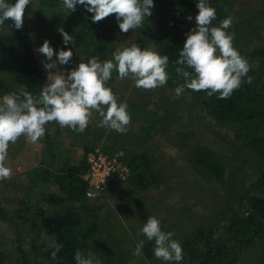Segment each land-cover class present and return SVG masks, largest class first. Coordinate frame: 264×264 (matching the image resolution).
<instances>
[{
	"label": "rangeland",
	"instance_id": "1",
	"mask_svg": "<svg viewBox=\"0 0 264 264\" xmlns=\"http://www.w3.org/2000/svg\"><path fill=\"white\" fill-rule=\"evenodd\" d=\"M42 1L31 0L28 6V31L32 52L45 84L48 74L41 63L45 57L36 49L42 46L45 39L54 48L58 40L54 30L58 17L71 12L62 2L45 6ZM153 2L155 7L151 10L152 15L145 20L143 27L126 33V47L142 37L140 47L152 48L157 52L163 29L161 11L169 2ZM218 3L226 7L234 18L227 31L235 34L234 47L240 54L247 59L253 50L264 53V0H219ZM197 14L198 11L191 21L175 18L172 22L175 31L170 38L186 36L196 26ZM168 16L176 14L172 11ZM217 18L216 10V19L212 26L214 23L216 25ZM5 46H10L11 49L5 56L0 54V96L19 89L13 78L20 70L17 40L8 27L0 26V50ZM73 53L71 64L60 66L62 70L74 68L79 62L89 59L76 50ZM248 62L251 69L264 74V55L256 56ZM117 77L118 73L114 71L111 81L108 82V85L116 84L114 89L117 92L121 90L118 87L119 81L134 82L131 78L119 80ZM180 103L181 124L189 109L194 113L188 117L193 118L194 122L190 129L189 125L184 126L188 129L177 138L166 137L164 142L159 140L152 151L148 152L150 162L159 171L158 185H150L146 189L137 188L129 183L128 178L126 182L108 188L101 200L82 197L78 203L66 201L53 210V217L48 220L51 207L42 197L56 183V173H61L66 165L79 163L84 159V154L78 155V158L73 156L64 163L52 161L55 159L53 150L58 151L63 147L61 141H66L67 138L59 135V132L52 133L47 128L48 124L45 136L34 143L33 148L36 150L32 153L33 157L24 155L19 159L18 150H15L18 144H10L8 164L13 169V175L11 179L0 181V207L7 214L6 220L0 219V264H50L49 252L54 249L50 245L55 240L48 234L47 225H56L66 209H74L81 204L94 209L98 215V232L89 240L85 254L93 253L101 264H108L104 252L111 247L117 252V259L113 264H166L154 257V241L147 240L141 232L149 216H155L161 221L162 231L175 233L174 239L179 240L184 254L180 264H198L200 254L205 251L206 241L232 244V231L237 227L233 223L250 212L251 194L254 192L252 188L260 172L264 170L262 155L247 141L234 142L233 129L212 127L213 118L207 116L198 105L193 91H185ZM126 140V136L110 132L105 146L91 149L99 148L110 156L120 153L123 158L129 157L132 156L134 150L131 149L135 145ZM182 142L185 144L183 147L179 145ZM141 143L138 142L136 148ZM48 149L52 150L49 155ZM91 149H86V152ZM195 149H205L217 160L221 169L219 179L207 174L198 164ZM17 163L20 164L19 167H15ZM53 163L56 165H52ZM59 193L58 195L61 194ZM255 195L264 198V190L257 191ZM112 211L119 216L125 227L119 240L106 237L103 232V218ZM199 232L206 234L205 239L195 246L184 247V243ZM141 240L144 245L141 255L137 256L134 253ZM236 264H264V234L244 249Z\"/></svg>",
	"mask_w": 264,
	"mask_h": 264
},
{
	"label": "clouds",
	"instance_id": "2",
	"mask_svg": "<svg viewBox=\"0 0 264 264\" xmlns=\"http://www.w3.org/2000/svg\"><path fill=\"white\" fill-rule=\"evenodd\" d=\"M30 3L31 0H15L14 3L0 0V26L10 20L16 30H21ZM62 3L70 12L82 5L92 14V23L114 14L122 33L142 28L155 7L153 0H62ZM196 8V26L186 33L176 61L175 71L183 77L184 83L174 89L175 96L179 98L185 89H189L207 91L208 96L219 93V99L230 98L250 71L248 60L234 47L235 34L227 31L234 18L229 15L219 26H212L216 9L208 0H198ZM186 19L191 21L193 17L189 15ZM57 31L65 46L72 43V36L63 27H58ZM36 51L45 57L41 63L48 74L39 95L21 85L17 91L0 96V181L11 179L13 175L8 164L10 144H15L21 137L26 142L37 143L45 136L46 125L50 122L55 121L61 128L83 134L94 114H98L102 118L98 127L125 134L131 115L127 103L118 102V96L108 86L114 71L119 80L131 78L137 88L145 90L163 87L169 80L166 70L169 57L152 48L142 49L137 44L118 47L112 53V59L100 62L99 57H93L63 70L60 66L71 64L74 54L71 48L54 51L50 41L45 39ZM247 82H251V77H247ZM141 232L147 240L154 241L153 254L157 260L180 264L184 259L182 245L174 239L175 233L162 231L161 221L155 216L147 218ZM143 245L144 241H139L135 255H141ZM50 247L55 249L51 254L55 259L62 245L53 241ZM74 260L76 264H101L93 253L84 254L79 249Z\"/></svg>",
	"mask_w": 264,
	"mask_h": 264
},
{
	"label": "trees",
	"instance_id": "3",
	"mask_svg": "<svg viewBox=\"0 0 264 264\" xmlns=\"http://www.w3.org/2000/svg\"><path fill=\"white\" fill-rule=\"evenodd\" d=\"M166 1L169 2V5L161 11L163 17L161 26L163 29L161 30L162 38L157 52L162 56L167 55L169 57V64L166 69L169 73V80L165 86L175 89L184 83L183 77L176 73L175 68L178 66L176 61L179 59V52L183 49L186 36L170 38L175 31L172 22L175 18L185 19L189 15L194 16L198 11L196 8L198 0ZM9 2L14 3L15 0H9ZM42 2L45 6H51L62 2V0H43ZM218 2L219 0H208L209 5L214 6L217 10L218 18L216 25L214 23L213 26H219L220 22L230 15L226 7ZM172 11L175 12L176 16H168ZM91 15L85 11L82 5H78L75 12L60 15L54 26L58 39L54 45V51H59L61 48L67 51L71 48L85 58L99 57L100 62H103L112 59V53L118 47H126V33L120 31L114 14L97 23H92ZM3 26L8 27L13 32L19 46L20 70L14 76L13 82L18 87L25 85L28 91L38 96L44 84L40 67L32 52V41L28 31V7L25 10L24 25L21 30H16L10 20L5 21ZM58 27H63L72 36L71 44L67 46L63 44V37L57 31ZM142 41L143 38L138 37L134 44L140 46ZM10 49V46H5L0 50V54L5 56ZM259 55H264V53L253 50L247 60L250 61ZM186 70L193 71L189 68H186ZM247 77H251L250 83L247 82ZM247 77L243 78L241 87L235 90L227 99H219V93L208 96L207 91L193 92L204 113L213 118L212 127H221L226 130L233 129V141H247L262 155L261 161L264 162V74L250 68ZM151 90L138 88L139 94L143 95ZM185 91L192 90L185 89ZM183 94L180 97H183ZM179 145L183 147L185 144L182 142ZM195 151H197L198 164L203 170L210 176L219 179L221 169L212 154L205 149H195ZM86 154L79 163L66 165L62 172L56 175L55 182L60 193L64 195L63 197H57L49 193L42 197L43 201L51 207L47 220L51 216L53 217V210L66 201L78 203L82 197L84 198L86 186L82 180V175L86 171ZM124 161L129 169V183L131 185L146 189L150 185L159 184V171L150 162L147 151L124 157ZM261 190H264V170L260 172L252 188L254 192L251 194L250 212L233 223L237 226L232 231V235H234L233 243L223 245L206 241L205 251L200 254L198 264H211L213 260H216L213 264H236L244 249L254 239L264 234V198L255 195L257 191ZM248 197H250V194ZM0 219H7L6 211L2 207H0ZM103 223V232L106 237L114 240L121 238L125 227L114 211L105 214ZM98 226V215L89 206L81 204L74 209H66L56 225L51 227L47 225L49 227L48 234L54 238L55 242L62 245L55 259L51 255L55 249L49 252L50 264H76L74 260L76 251L79 249L82 253H86L87 244L97 234ZM205 237L204 232H199L190 241H186L184 247L195 246L203 241ZM104 253L108 264H113L116 261L117 252L113 247Z\"/></svg>",
	"mask_w": 264,
	"mask_h": 264
},
{
	"label": "crops",
	"instance_id": "4",
	"mask_svg": "<svg viewBox=\"0 0 264 264\" xmlns=\"http://www.w3.org/2000/svg\"><path fill=\"white\" fill-rule=\"evenodd\" d=\"M114 84L115 83H112L109 87H111L113 92L118 96V102L127 103L128 111L131 115V122L127 126L128 130L125 134L121 135L126 136V141L135 145L132 146L131 149L134 151L132 153L130 152L132 155L141 151L150 152L154 144L159 140L164 142L166 137L173 139V137L176 136L177 138L181 132H186L185 130L188 129L184 128V126L189 125V129L191 128V124L194 122L193 118L188 117L194 113L191 109L187 110V116L183 118L182 124L179 117V113H181L180 102L185 93L183 97L176 98L174 89L164 86L162 88L157 87L152 89L149 93L143 95L139 94L135 82L130 80L119 81L118 87L121 88V90L117 92L114 89L116 84ZM101 119L102 118L98 114H94V118L90 121L83 134L73 131L70 128H61L55 121L50 122L47 128H49L52 133L56 134V132H59V135L61 134V136L67 138L66 141H61L63 147L58 151L53 150L55 159L52 161L64 163L73 156L78 158L80 154L85 155L87 153L86 149L88 148L105 146L109 133L117 132L107 127H98L97 125ZM131 138H133V141ZM140 141L142 142L141 146L136 148L137 143ZM16 143L18 145L15 147V150H18L17 155L19 159L24 155L28 158L33 157L32 153L36 150L33 148L35 147L33 143L26 142L24 137H21ZM50 152H52V150L48 149L47 155L51 154ZM19 165L20 164L17 163L15 167H19ZM52 165L56 164L53 163ZM56 175L58 174L56 173ZM54 185L48 193L57 197H63L61 196L62 194L58 192L59 189L57 184L55 183ZM58 193L60 195H58Z\"/></svg>",
	"mask_w": 264,
	"mask_h": 264
},
{
	"label": "built area",
	"instance_id": "5",
	"mask_svg": "<svg viewBox=\"0 0 264 264\" xmlns=\"http://www.w3.org/2000/svg\"><path fill=\"white\" fill-rule=\"evenodd\" d=\"M85 163L86 171L82 175L85 199L101 200L108 188L129 178V169L120 153L110 156L96 148L86 154Z\"/></svg>",
	"mask_w": 264,
	"mask_h": 264
}]
</instances>
